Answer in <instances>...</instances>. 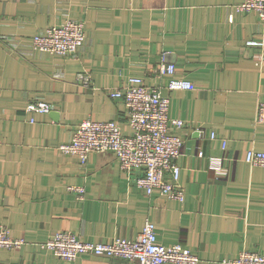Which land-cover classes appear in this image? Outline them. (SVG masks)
<instances>
[{
    "label": "crops",
    "instance_id": "obj_1",
    "mask_svg": "<svg viewBox=\"0 0 264 264\" xmlns=\"http://www.w3.org/2000/svg\"><path fill=\"white\" fill-rule=\"evenodd\" d=\"M242 1L0 0V224L25 242L0 249V264H136L87 254L66 262L39 244L58 231L93 243L135 240L147 220L159 244H179L199 264L243 250L264 255V167L244 162L248 151L264 152V123L254 121L264 101V21L231 9ZM68 19L85 26L75 55L32 50L34 35ZM162 63L194 86L163 90L168 117L185 124L176 130L183 202L146 195L132 180L138 171L127 177L112 153L82 165L57 150L84 120L131 135L124 103L107 89L131 77L164 86ZM37 100L51 110L27 114Z\"/></svg>",
    "mask_w": 264,
    "mask_h": 264
},
{
    "label": "built area",
    "instance_id": "obj_2",
    "mask_svg": "<svg viewBox=\"0 0 264 264\" xmlns=\"http://www.w3.org/2000/svg\"><path fill=\"white\" fill-rule=\"evenodd\" d=\"M236 13L254 12L264 21V0H243L232 5ZM85 41L83 22L65 20L51 26L31 39L33 51L50 55H75ZM173 64H160L157 74L168 77L165 85H147L139 77H131L117 89H107V94L124 103L131 135L125 136L112 121L97 122L84 120L74 126L69 142L57 146L65 156H72L84 165L92 153H112L119 162V168L132 178L137 188L146 195L154 192L169 200L183 202L184 189L179 182L180 168L177 161L181 155L183 140L176 130L185 126L179 119L168 117L169 98L167 91H193L191 82L175 78ZM76 80L85 86L91 83L87 73L80 72ZM51 110V105L42 100L32 101L25 107L30 115H42ZM34 120L30 118V122ZM254 121L264 123V101L257 102ZM213 139V135L210 136ZM224 147V142H222ZM244 162L251 167H264V152L250 150ZM70 191L82 199L81 187H70ZM156 226L145 221L135 240L113 239L107 243L85 242L69 231L58 232L39 247L66 262H72L80 255H92L109 259H124L136 264H199L198 257L179 244L164 246L157 242ZM25 242L10 236L8 228L0 224V249L16 250ZM218 264H264V255L243 250L232 259H223Z\"/></svg>",
    "mask_w": 264,
    "mask_h": 264
},
{
    "label": "rangeland",
    "instance_id": "obj_3",
    "mask_svg": "<svg viewBox=\"0 0 264 264\" xmlns=\"http://www.w3.org/2000/svg\"><path fill=\"white\" fill-rule=\"evenodd\" d=\"M49 28V27H48ZM47 29V28H46ZM41 53V52H40ZM58 232H63V231H58ZM58 232H56V233H58ZM70 232V231H69ZM55 234V233H54ZM53 234V235H54ZM75 235V234H74ZM79 238V237H78ZM113 239H122V238H113ZM113 239H110V240H108V241H105V242H96V243H107V242H110L111 240H113ZM83 241V240H82ZM121 260H124V259H121ZM125 261H127V260H125Z\"/></svg>",
    "mask_w": 264,
    "mask_h": 264
}]
</instances>
